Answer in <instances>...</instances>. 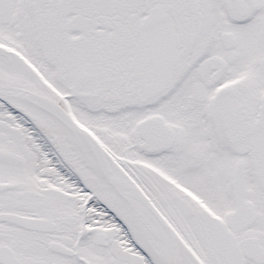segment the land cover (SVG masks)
<instances>
[{
	"label": "snow or ice",
	"instance_id": "1",
	"mask_svg": "<svg viewBox=\"0 0 264 264\" xmlns=\"http://www.w3.org/2000/svg\"><path fill=\"white\" fill-rule=\"evenodd\" d=\"M0 264H264V0H0Z\"/></svg>",
	"mask_w": 264,
	"mask_h": 264
}]
</instances>
